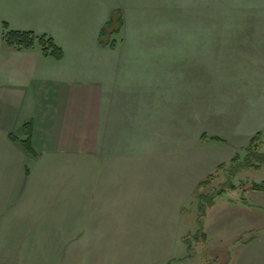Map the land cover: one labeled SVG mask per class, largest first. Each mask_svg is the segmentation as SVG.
Wrapping results in <instances>:
<instances>
[{
	"label": "rangeland",
	"instance_id": "1",
	"mask_svg": "<svg viewBox=\"0 0 264 264\" xmlns=\"http://www.w3.org/2000/svg\"><path fill=\"white\" fill-rule=\"evenodd\" d=\"M19 1L0 0V51L13 48L5 41V20L11 26L21 24L35 30L45 26L55 31V18H65L52 9L57 0L23 1V14L16 12ZM151 9L132 18L133 23L139 22L137 28L170 29L178 24L176 14L180 13L184 21L179 28L216 30V15L230 14L236 20L247 17L245 28L261 30L264 35V0H161L156 10L155 5ZM163 39L147 33L141 36L136 50L153 52L155 41ZM180 42L189 54L183 70L171 71L174 109L171 100L157 117L151 115V124L172 128L164 141L170 138L174 144L181 140L189 149L174 147L165 150V155L157 152L158 158H171L167 175L150 177L136 172L133 176L126 169L125 188L132 195L124 197V210L119 206L117 212L107 214H97L85 206L91 179L86 180L82 156H25L19 142L24 134L18 128L22 89L11 84L7 62L0 60V264H228L237 239L264 236V225L260 223L264 220L262 192L250 189L254 183L264 182V61L256 59L249 64L238 90L216 84L215 33H190ZM148 54L136 56L130 69L132 76L126 71L123 78H150L155 91L163 92L166 86L172 90L169 83L164 85L162 80L161 85L156 80L164 74L166 65L171 66L169 55L164 61L163 54ZM181 78L182 82L177 83L176 79ZM158 98L156 94V100H152V109L156 107L157 112L162 102ZM215 98L228 101L227 115L234 106L232 101L249 108L242 116L245 128L261 129L252 144L245 142L236 148L217 144L216 166L205 176L202 173L210 169L208 159L213 155L209 149L200 150L199 140L204 134L199 138V133L233 119L223 116L221 102ZM154 138L146 136L152 144L142 149L152 152L151 147L159 143ZM250 144L252 148L248 150ZM139 155L141 160L147 159ZM73 166L75 185L67 176ZM144 168L141 164V170ZM70 223L92 236L98 229V236L108 239L84 241L79 244L82 248H77L82 253H73L76 247L67 240ZM199 231L206 233V240L199 238ZM59 233L65 239H53L61 236Z\"/></svg>",
	"mask_w": 264,
	"mask_h": 264
},
{
	"label": "crops",
	"instance_id": "2",
	"mask_svg": "<svg viewBox=\"0 0 264 264\" xmlns=\"http://www.w3.org/2000/svg\"><path fill=\"white\" fill-rule=\"evenodd\" d=\"M23 1L26 4L29 2H18V14H23ZM158 4H161V0H57L51 5L52 9L60 16L64 14L65 18L61 21L55 18V31H49L45 26L40 30L21 24L11 26L9 21H4L13 30H31L36 34H47L63 51V57L56 59L45 55L37 44L26 49L6 48L0 51V60L4 58L7 62L11 84L22 89L19 94L21 110L18 128H23L24 123L28 121L31 123V143L35 152L27 154L21 145L25 156H82L85 161L86 180L91 179L85 206L92 207L97 214L117 212L119 206L124 210V197L132 195L128 194L125 188L126 169L133 176L136 172H143V175L150 177L157 173L167 175L171 158H158L157 152H163L165 155V150L174 147L189 149L185 147L187 143L183 145L181 140L174 144L170 138L164 141L172 128H156L160 125L151 124V115L157 117L173 100L172 68L183 70L182 65L188 61L186 56L189 52L183 44L185 40H180L188 38L190 33L216 34V84L235 86L238 89V85L246 78L245 70L249 64L256 59L264 61V35H261V30L245 28L247 17L246 20H236L230 14H220L216 15V30L192 29L187 26L178 27V24H183L184 19L177 13L178 24L173 27L171 21L170 29L137 28L135 25L139 22L132 21L135 14L141 13L140 11L151 12L152 5H155L156 10ZM117 12L123 22L119 32L114 34L115 44L110 46L100 43L101 29L109 17ZM147 33L164 39L155 41L152 45L153 52L136 50L141 43V36ZM128 37L130 39H127ZM173 37L177 38L174 42L171 39ZM146 54H163L164 61L169 55L171 66L166 65L164 74L159 75L160 78L156 80H163L164 85L169 83L172 90L166 86L163 92L155 91L151 85L153 79L150 78L140 81H135L134 78L127 81L123 78L126 71L132 76L130 69L135 63L134 58ZM174 54L179 55L174 57ZM158 66L161 68L160 64ZM182 80L176 79V82ZM160 84L163 85L161 82ZM156 94L158 99L162 100L158 112L155 103V109H152V100H156ZM217 101L221 102L223 116H233V119L221 121L220 125L216 124V128H203L199 133V138L202 134L205 137L199 140L200 150L204 149L205 152V149H209L213 155L208 159L210 169L202 173L205 176H209L211 169L216 166L217 144L236 148L245 142H251L256 132L261 129L258 126L245 128L246 121L242 120V116H246L249 108L232 101L234 106L227 115L225 110L228 101ZM171 103L174 109V100ZM187 134L188 131L185 135ZM149 135H154V141L161 143H155L151 147L152 152L142 149L143 145L152 144L151 140H146ZM139 154H143L147 159L141 160ZM141 164L145 165L142 170ZM70 171L71 169L67 176L75 185V166L72 172ZM261 192L260 206L264 208V191ZM260 223L264 225V220ZM99 233L96 229L92 236L90 232L87 233L78 226L73 227L70 223L67 240L76 247L73 253H82L81 249H77L82 248L79 244L91 241L92 238L107 241L108 238L98 236ZM59 234L61 236H53V239H65ZM228 264H264V236L237 239Z\"/></svg>",
	"mask_w": 264,
	"mask_h": 264
},
{
	"label": "trees",
	"instance_id": "3",
	"mask_svg": "<svg viewBox=\"0 0 264 264\" xmlns=\"http://www.w3.org/2000/svg\"><path fill=\"white\" fill-rule=\"evenodd\" d=\"M4 28L7 30L5 34V41L7 45L17 49H26L31 48L36 43L41 46L42 51L45 55L52 56L56 59H61L63 57L62 49L55 44L52 37L47 34L38 35L33 31L27 30H11L8 28L7 24L4 22ZM122 25V19L119 12L107 21L106 25L101 29L99 40L103 44H107L113 46L115 44V39L112 36L119 32L120 27ZM24 138L19 139V142L23 146L24 150L27 154H34V149L31 143V126L30 122H26L22 128ZM14 138V137H13ZM257 135H255L251 144L257 140ZM248 147V150L252 148V146ZM250 189L255 191H264V182L263 183H254ZM199 238L202 240H206V233L199 231ZM197 235V233H196ZM198 236V235H197ZM171 264V262L169 263Z\"/></svg>",
	"mask_w": 264,
	"mask_h": 264
}]
</instances>
